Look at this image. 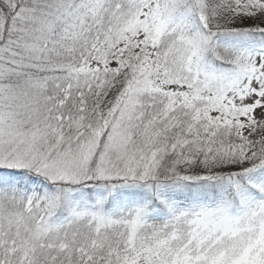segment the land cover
Masks as SVG:
<instances>
[{
  "label": "snow or ice",
  "instance_id": "snow-or-ice-1",
  "mask_svg": "<svg viewBox=\"0 0 264 264\" xmlns=\"http://www.w3.org/2000/svg\"><path fill=\"white\" fill-rule=\"evenodd\" d=\"M0 264H264V0H0Z\"/></svg>",
  "mask_w": 264,
  "mask_h": 264
}]
</instances>
